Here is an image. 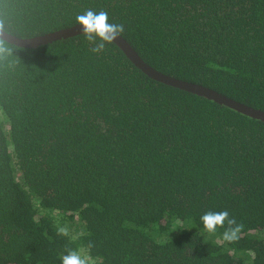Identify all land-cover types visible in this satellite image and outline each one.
Instances as JSON below:
<instances>
[{
  "label": "trees",
  "instance_id": "trees-1",
  "mask_svg": "<svg viewBox=\"0 0 264 264\" xmlns=\"http://www.w3.org/2000/svg\"><path fill=\"white\" fill-rule=\"evenodd\" d=\"M88 9L157 71L264 111V0H0V28L46 35ZM91 46L0 40V264H60L89 243L102 264H264V122ZM208 210L239 240L208 234Z\"/></svg>",
  "mask_w": 264,
  "mask_h": 264
},
{
  "label": "clouds",
  "instance_id": "clouds-1",
  "mask_svg": "<svg viewBox=\"0 0 264 264\" xmlns=\"http://www.w3.org/2000/svg\"><path fill=\"white\" fill-rule=\"evenodd\" d=\"M77 23L82 26L84 38L92 45L90 51L94 54L102 53L106 45L121 37L125 30L123 24L109 22V14L104 9L99 11L88 9L77 17ZM0 51L3 49L0 48ZM200 221L204 230L210 235L216 234L218 229H224L221 238L225 242H235L240 238L242 225L238 224L227 210H208L201 215ZM175 230L177 229L173 231ZM58 234L65 237L70 235L67 227L58 228ZM92 247L93 245L89 243L87 250L83 248L67 250L61 256L60 264H102L99 257L91 254Z\"/></svg>",
  "mask_w": 264,
  "mask_h": 264
},
{
  "label": "water",
  "instance_id": "water-1",
  "mask_svg": "<svg viewBox=\"0 0 264 264\" xmlns=\"http://www.w3.org/2000/svg\"><path fill=\"white\" fill-rule=\"evenodd\" d=\"M83 34L82 26L77 24L70 28L62 29L46 35L36 36L32 38H19L3 31L0 28V40L15 47L24 49H33L41 46H46L58 40L73 38ZM126 56V58L148 78L161 83L163 85L179 89L192 95L211 100L214 103L230 108L240 114H243L252 119L264 122V111L244 105L240 102L232 100L227 96L218 93L217 91L205 87L200 84H195L188 81H183L168 75H165L156 69L146 64L142 58L138 56L132 46L121 36L113 42Z\"/></svg>",
  "mask_w": 264,
  "mask_h": 264
}]
</instances>
